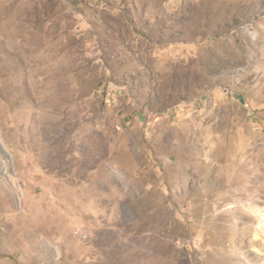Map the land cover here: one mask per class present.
Here are the masks:
<instances>
[{"label": "rangeland", "instance_id": "374dc122", "mask_svg": "<svg viewBox=\"0 0 264 264\" xmlns=\"http://www.w3.org/2000/svg\"><path fill=\"white\" fill-rule=\"evenodd\" d=\"M0 264H264V0H0Z\"/></svg>", "mask_w": 264, "mask_h": 264}]
</instances>
